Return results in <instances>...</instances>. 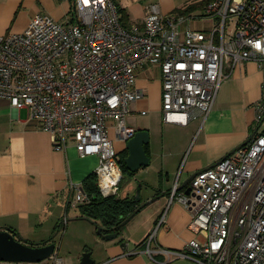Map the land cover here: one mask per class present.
Here are the masks:
<instances>
[{
    "label": "built area",
    "instance_id": "1",
    "mask_svg": "<svg viewBox=\"0 0 264 264\" xmlns=\"http://www.w3.org/2000/svg\"><path fill=\"white\" fill-rule=\"evenodd\" d=\"M199 1L205 2L201 15H162L151 4L141 23L126 25L114 0H73L75 14L67 24L37 15L23 32L0 36V98L26 110L55 150L73 142L80 156L96 155L100 194L118 195L123 172L110 129L122 142L133 136L126 116L129 104L144 96L136 87L142 66L160 71L163 119L181 125L209 114L237 65L254 61L264 74V0ZM197 20L209 25L183 27ZM262 87L259 126L264 80ZM257 131L197 172L189 194L173 189L170 199L189 210L196 237L183 250L152 247L163 213L143 241L154 262L264 264V129ZM70 190V209L90 202L83 184L70 182ZM160 254L165 262L157 260ZM51 264L61 260L53 257Z\"/></svg>",
    "mask_w": 264,
    "mask_h": 264
},
{
    "label": "crops",
    "instance_id": "2",
    "mask_svg": "<svg viewBox=\"0 0 264 264\" xmlns=\"http://www.w3.org/2000/svg\"><path fill=\"white\" fill-rule=\"evenodd\" d=\"M114 1L121 10L120 16L127 24H133L141 23L151 4H156L162 15H175L176 10L197 0ZM72 8V0H0V36L23 32L35 16L42 14L60 24H67L73 19L70 14ZM199 14L194 12L186 16ZM208 25L206 21L197 20L185 23L183 27L205 28ZM229 71L227 65L226 72ZM263 80L264 74L256 62L237 65L224 78L209 114L206 117L197 115L187 125H181L163 119L160 71L146 65L139 69L136 87L144 92V96L129 104L126 125L148 132L150 141L144 148L150 162L131 178H124L127 181L124 189L122 178L118 196L135 199V191L141 183L137 208L150 202L118 232L115 231L118 235L111 240H105L98 234V227H103L101 221L96 220L94 224V220L80 213L79 207L69 208L70 182L83 184L87 177L95 173L98 157L80 156L73 142H69L63 150H55L49 134L27 118L26 110L18 111L8 100L0 98V230L10 229L26 242L41 245L42 241L60 232L62 227L65 229L70 213L74 211L76 218L93 222L94 229L90 235L94 237L93 242L91 245L84 242L81 250L87 248L94 264H160L145 252L143 241L165 212L164 225L159 227L152 247L183 250L187 242L196 237L189 227L191 213L177 200H171V193L175 187L176 192H185L187 186H191L193 175L230 155L261 128L257 109L263 96ZM153 120L162 126L160 148H156L153 140L151 142ZM194 121L199 127L196 138L188 137L178 142L167 135L170 126L188 127ZM113 130L110 129V137L114 146L119 148L120 143L126 144V141L115 139ZM124 149L121 147L118 151L119 158ZM187 180V186L179 189ZM146 210L149 211L146 221L137 222L136 226L128 229L131 221ZM138 230L142 232L136 239L134 236ZM135 249L137 253H129ZM53 257L64 263L56 249ZM165 259L164 254L157 256L160 262H165Z\"/></svg>",
    "mask_w": 264,
    "mask_h": 264
},
{
    "label": "water",
    "instance_id": "3",
    "mask_svg": "<svg viewBox=\"0 0 264 264\" xmlns=\"http://www.w3.org/2000/svg\"><path fill=\"white\" fill-rule=\"evenodd\" d=\"M253 135L254 134H252L248 140H246L232 152L247 144ZM149 141V134L145 130H135L133 136L126 141V148L129 154L125 158V164L126 168L130 172L135 173L141 167L149 165L150 158L147 156L146 150L144 148V146L147 145ZM193 177L194 175L190 179ZM189 180L184 182L179 189L185 188ZM141 185L142 184L139 183L135 191L136 202L140 201ZM190 191L191 186H187L185 193L189 194ZM149 202L150 201L141 204L135 210V212H133L125 221L122 222L121 225L127 223L139 210L142 209V207L147 205ZM98 234L105 240L114 239L118 235L116 232L105 234L102 227H98ZM55 249V242L43 245H33L26 242L22 237L15 234L10 229L0 230V264H43L45 261L50 260L54 256ZM81 264H94V261L90 258V252H88L87 248L82 254Z\"/></svg>",
    "mask_w": 264,
    "mask_h": 264
},
{
    "label": "trees",
    "instance_id": "4",
    "mask_svg": "<svg viewBox=\"0 0 264 264\" xmlns=\"http://www.w3.org/2000/svg\"><path fill=\"white\" fill-rule=\"evenodd\" d=\"M204 8L205 2L197 0L191 2L181 9L176 10L174 14L176 16H186L190 15L191 13L198 12L200 13L199 15H201L202 13H204ZM118 12L121 15L120 9H118ZM70 14L74 17V8H72ZM121 21L123 22V24H127L123 16H121ZM127 154V149H124L120 157L123 179L131 178L135 174L133 172H130L126 168L124 160ZM83 187L85 192L90 197V202L78 206L80 213L83 216H86L87 219L94 220V224L97 223L96 220L101 221L104 233L115 231L118 232L123 226L121 225L122 222L125 221L133 212H135V210L137 209V205H139V203H136L133 197H121L118 195H111L108 197L102 196L97 185V177L95 173L91 174L85 179V181L83 182ZM55 235H53L48 240L42 241L40 244L43 245L55 242Z\"/></svg>",
    "mask_w": 264,
    "mask_h": 264
},
{
    "label": "rangeland",
    "instance_id": "5",
    "mask_svg": "<svg viewBox=\"0 0 264 264\" xmlns=\"http://www.w3.org/2000/svg\"><path fill=\"white\" fill-rule=\"evenodd\" d=\"M154 121V120H153ZM153 123V135H151L153 140V143L155 144L156 148H160V142L162 139V126L160 125V122L154 121ZM258 124V123H257ZM196 121H194L192 124H190L188 127H181L178 125H172L167 130V135L172 136L175 138L178 142L184 141L188 137H197V133L199 131V127H197ZM260 130L264 129V121L262 125L260 126ZM122 145V146H121ZM124 149L126 147V144L120 143V147H116L115 149L119 151L120 149ZM139 178V177H138ZM126 179H124L121 183L123 189L126 185ZM124 192V191H123ZM148 210L144 211L142 214H139L134 221H131L127 227L128 229L136 226L137 222L140 221H146L148 217ZM78 214V213H77ZM70 221L65 229L62 227L60 232H58L55 235V244H56V252L61 256L64 260L63 264H81L80 257L83 254L82 245L84 242H86L87 245H91L93 242L94 237H90L92 230L94 229L93 222L90 220H83L81 218H76L74 216V211L70 213ZM126 227V228H127ZM143 230V229H141ZM141 230H138L134 237H137L136 239H139L141 236ZM51 260L45 261L43 264H51ZM169 264H196L195 262L188 261L186 259H177L173 260Z\"/></svg>",
    "mask_w": 264,
    "mask_h": 264
}]
</instances>
